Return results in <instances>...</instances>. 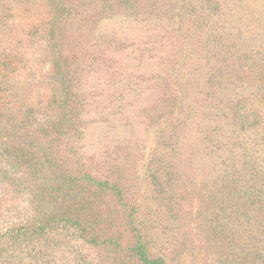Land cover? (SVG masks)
Masks as SVG:
<instances>
[{
  "label": "rangeland",
  "instance_id": "1",
  "mask_svg": "<svg viewBox=\"0 0 264 264\" xmlns=\"http://www.w3.org/2000/svg\"><path fill=\"white\" fill-rule=\"evenodd\" d=\"M135 1L137 10L91 3L60 25L82 137L69 133L56 148L65 169L117 186L140 213L129 218L116 189L85 183L80 194L119 245L95 248L65 228L46 252L43 240L27 246L26 262L138 264L129 252L136 231L169 264H254L251 229L228 218L246 209L264 223V0H212L223 13H209L204 36L172 19L167 3L154 12L158 0ZM47 4L0 0V63L12 59L0 105L11 119L30 104L46 117L61 94L44 34ZM250 188L258 192L252 206ZM1 201L10 206L1 220L27 209L25 194L7 186ZM38 248L42 260L32 256Z\"/></svg>",
  "mask_w": 264,
  "mask_h": 264
},
{
  "label": "trees",
  "instance_id": "2",
  "mask_svg": "<svg viewBox=\"0 0 264 264\" xmlns=\"http://www.w3.org/2000/svg\"><path fill=\"white\" fill-rule=\"evenodd\" d=\"M45 1L48 3V12H50L46 17L45 23L48 24V28L44 34L48 41L47 47L54 56V66L51 70L56 72L61 94L56 96V106L48 108L46 117H40L41 113L36 114L35 105L30 104L24 111L20 110L18 117L11 119L9 115L2 113L3 107L0 105V186L2 188L7 186L18 196L25 194L26 202L24 204L27 207L22 216L17 215L15 218V214L10 213L7 219H0V264H28L26 262L27 246L30 244L38 246V241L43 240L39 247L41 252H46L41 248L43 246L51 248L52 239L50 237L58 236L60 230L65 228H73L83 243L95 248L105 247L109 244L119 245L117 241L105 236V233L103 234V231L109 227L101 226L98 217L92 210V201L80 194L79 188H82L85 183L99 187L106 186L104 190L116 189L118 205L128 212L129 218L135 220L136 215L140 213L139 207L129 204L117 186L98 181L84 169L77 173L68 170V167L65 169L60 159L62 151L56 148L57 143L69 133L72 136L82 137L80 125L77 122L78 106L81 103L78 101V94L74 89L71 68L65 66L64 50L58 31L61 28L59 27L62 23L79 16L80 10L84 11V8L90 6L91 3L97 4L107 0H94L93 2L88 0ZM119 1L120 6L125 5L137 10L138 2L135 0ZM158 2L159 0L154 2V12L157 8L160 9L157 7ZM160 2L170 6L169 11L172 13V19L180 17L186 20V24L198 36H204L203 25L211 11L219 16L223 13L222 4L212 0H160ZM101 5L106 6V4ZM108 10L112 16L114 10L110 8ZM182 12H184L183 17L180 15ZM101 16L109 15L104 12ZM4 27L5 22L2 23V28ZM36 31H38L37 28ZM10 61L12 59H5L0 63V104H2L3 93L9 83V80L4 82L2 79H10L9 71L11 69L6 65ZM176 97L179 100V97ZM36 127L38 128L36 129ZM71 143L68 141V146H71ZM257 194L256 190L250 188V192L247 194L250 206L255 202ZM261 197L259 196L258 200ZM1 204L0 210L2 211L5 207L10 208L6 201H1ZM241 206L242 210L246 205L242 204ZM3 214L5 213L0 212V217ZM250 216L249 211L244 209L238 212L234 219L233 217L228 218V223L234 222L237 228L251 229L254 235V264H264V223L260 221L256 224L255 215L251 216V220ZM140 233L135 231L136 243L129 247L130 254L136 257L138 264H169L163 255L150 252L147 241ZM257 238H261L262 241L255 246ZM41 252H39V248L38 251L35 249L32 256L42 260L44 256L40 255ZM84 262H87L86 264L95 263L93 259L76 257L74 264H84ZM46 264L58 263L52 261Z\"/></svg>",
  "mask_w": 264,
  "mask_h": 264
}]
</instances>
